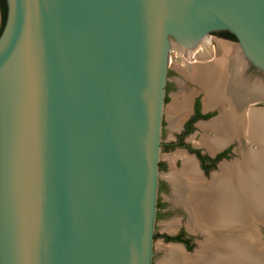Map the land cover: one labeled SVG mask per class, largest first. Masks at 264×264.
Instances as JSON below:
<instances>
[{
  "label": "water",
  "instance_id": "obj_1",
  "mask_svg": "<svg viewBox=\"0 0 264 264\" xmlns=\"http://www.w3.org/2000/svg\"><path fill=\"white\" fill-rule=\"evenodd\" d=\"M6 4L0 264H152L170 47L228 29L264 70V0Z\"/></svg>",
  "mask_w": 264,
  "mask_h": 264
},
{
  "label": "flooded vegetation",
  "instance_id": "obj_2",
  "mask_svg": "<svg viewBox=\"0 0 264 264\" xmlns=\"http://www.w3.org/2000/svg\"><path fill=\"white\" fill-rule=\"evenodd\" d=\"M209 37L211 41L218 39L216 43L222 41L232 45L233 50L224 54V51L216 47L215 56L207 59L214 60L213 64L204 68L196 67L198 70L196 73H193L194 67L188 72L179 71L178 76L172 77L171 71L174 66H169L167 72L165 94L167 106L164 123L168 122L167 128L175 135V139L164 140L163 146L164 148L175 145L182 147V150L177 152H180V159L182 157L180 167L183 161V168L177 170L172 167L171 179L169 180L168 176L167 182L161 180L159 186L164 188L169 185L173 190L171 184L174 185L176 191H174V200L173 198L167 200L177 203L184 210L187 223L183 222L177 230L171 232L156 230L154 238L159 236L162 244L165 245L164 249L163 245H160L161 250H164L162 258L165 257L161 264H197L209 254L204 251L206 242L218 244L223 240L229 244L228 248L227 244L225 245L228 250L233 243L245 247L243 253L241 248L237 251L235 264H264V200L260 206V213H252L253 209H257V203L242 201L241 204L230 205V208L234 207L235 210L233 218L229 215L231 220L225 221L226 223H212L209 220L215 214L210 202L216 197H212L211 190L206 189L213 177L220 174L224 167L230 172L244 171V169L251 171L249 176L252 177L253 174L264 171V162L259 157L254 158L252 154L261 148L260 143L252 140L247 126L248 115L252 111H264V101L258 103L262 105L260 108L249 111L247 108L248 100L256 99V96L264 98V85L256 83L248 85L238 74L256 72L259 76H264V70L252 63L243 65L238 62V57L235 56L237 38L228 29L213 30L209 33ZM198 49L200 51L201 47ZM238 64L241 68L236 67ZM167 128L164 127L163 131ZM194 130H196V140L191 144L185 140V137ZM218 136L224 137L225 141L214 146L215 144L210 140ZM185 156L191 157L195 163L197 178L191 177L193 176L191 172L185 170L187 165ZM165 164V161L159 162L160 167ZM178 176L179 178H175ZM231 176L233 183L239 181L237 177H233V174ZM189 194L198 196L192 198ZM165 205L167 206L168 202L159 196L157 216L165 214L162 212ZM166 227L173 230L174 223L169 222ZM178 234L181 235V239L173 238Z\"/></svg>",
  "mask_w": 264,
  "mask_h": 264
},
{
  "label": "bare ground",
  "instance_id": "obj_3",
  "mask_svg": "<svg viewBox=\"0 0 264 264\" xmlns=\"http://www.w3.org/2000/svg\"><path fill=\"white\" fill-rule=\"evenodd\" d=\"M210 42H211V39L206 37L205 41L201 42V44L206 46V44ZM216 47H218L219 50L224 51V54L226 52H230L233 50L232 45L226 42H222V41H218L216 43ZM221 58L223 59V57H220V59ZM196 67L202 68V66L191 67V68H194L193 73H196L198 71ZM248 124L249 125L247 126L249 130L248 129L247 130L250 132L249 136L252 138L253 141L260 143V146H261V148L258 149V151L253 152L252 154L254 158L259 157V159L262 162H264V111H261V110L252 111L248 115ZM224 141H225V138L222 136L220 137L218 136L215 139L210 140V142L215 144L214 146L220 145ZM184 159H185V164H187L185 165L187 167V168L185 167V170L186 171L189 170L191 172V175H193L191 177L197 178L195 176L197 175V173H195V167H194L195 163H193V160L191 159V157L185 156ZM236 172L234 171L230 172L227 167H224L223 171L220 174L214 176L211 182L209 183V185L206 186V189L211 190V192L213 193L212 197L213 196L216 197L215 199L212 198V201L210 202L213 208V213L215 215L211 218V220H209V222L211 221L212 223H218V222H225L227 220H231L230 216H232L233 218V213H235V210H234V207L230 208V205L235 204V203H236L235 205H237L238 203L241 204L242 201H249V202L254 201L255 203H257V209H253L252 210L253 212L252 211L251 212L260 213L259 212L260 206L262 204V201L264 200L263 199L264 197V171L261 173L258 172V173L253 174L254 175L253 177L249 176L251 175L250 173L251 171H245V169L244 171L242 170V171H236ZM230 173L233 174L234 178L237 177L239 181L233 183L231 179L232 174L228 175ZM189 175L190 174H188V176ZM175 178H179V176ZM171 185L173 189H175L174 185L173 184ZM193 196L195 197L198 195H193ZM204 220L206 221V219ZM199 221H202V220H199ZM210 224L211 223H209V225ZM226 244L227 243L225 242V240L219 241L218 244L212 243L211 241L206 242L205 244L206 246H204V249H205L204 251L205 252L207 251L209 254L206 255L205 259L200 260L197 264H226V262H229L228 264H235L237 251L240 250L241 248L242 253H243V248L245 247L242 248L241 247L242 245L238 246L237 243H233L230 246V249L228 250L227 248L229 244H227V248H225ZM230 261H232L233 263H231Z\"/></svg>",
  "mask_w": 264,
  "mask_h": 264
},
{
  "label": "rangeland",
  "instance_id": "obj_4",
  "mask_svg": "<svg viewBox=\"0 0 264 264\" xmlns=\"http://www.w3.org/2000/svg\"><path fill=\"white\" fill-rule=\"evenodd\" d=\"M216 41H211L209 44L207 43L206 46H204L203 44H201V42H199L191 50V58L187 57V54H186V52L183 51V48L179 47L178 45H174V44L171 45L170 50H169V57H170L169 66H174L172 71H171L172 77L178 76L177 72H179V71L182 72V70L184 72H188L189 68H188L187 64L185 63L184 58H186L189 62H195L197 60L204 61V60H207L209 58L214 57L216 54L215 53ZM200 47H201L200 52L207 53V55L206 54L204 56L194 55V52ZM197 51L199 52V50H197ZM236 67L241 68V65L238 64ZM250 68L251 67H248V69H250ZM238 74L243 78L244 81H246L248 83V85H250L252 83H254V84L256 83L258 85H264V76H259V73L247 72L246 74H244L242 72V73H238ZM259 102H261V101L256 102V101H254V99L248 100V103H247L248 111L250 109L260 108V106H262V105H259L258 104ZM166 106H167V103L165 102V108H166ZM263 107H264V105H263ZM164 116H165V111L163 113V119H162L159 162L165 161L166 164L164 166H161V167L159 166V183L161 182V180L164 182L165 181L167 182L168 176H169V180L171 179L170 173L172 171V167L176 168L177 170H181L183 168V161H182V166L180 167V162H181L182 157L180 159V157H179L180 152H177L179 150H182V147L175 145V146H172L170 148H164V146H163L164 140L175 139V135L171 134V132L167 128L168 122L166 124L164 123ZM164 127L167 128L166 131H163ZM195 132H196V130L187 134V136L185 137V140L187 142L193 144L196 140ZM174 173H176V172H174ZM174 191H175V189L171 190L169 185H166L164 188H160V186H158V197L160 196L164 200L166 199V201L168 202V205L167 206L165 205V209H162V212H165V214L157 216V213H156L155 231L156 230L157 231L168 230L171 232V231L177 230L178 226L180 224H182L183 222L187 223V220H186L187 218H186V214H185L184 210L181 207H179V205L177 203H175L173 201L170 202L167 200V198L168 199L171 198L170 200H172V198H173V200H174V195L176 192V191L175 192ZM173 192H174V194H173ZM195 192H197V191L195 190ZM191 194H189V195L193 198V195H191ZM188 200H189V198H188ZM169 222L174 223L173 230L168 229L166 227L167 223H169ZM160 245L161 246L163 245V249H164L165 245L162 244L161 238L158 236V237L154 238V240H153V260H152V262L154 264H157V263L161 264L162 260H164V258H165V257L162 258L163 254H164V250H161Z\"/></svg>",
  "mask_w": 264,
  "mask_h": 264
},
{
  "label": "trees",
  "instance_id": "obj_5",
  "mask_svg": "<svg viewBox=\"0 0 264 264\" xmlns=\"http://www.w3.org/2000/svg\"><path fill=\"white\" fill-rule=\"evenodd\" d=\"M0 11H1V23H0V32L5 22L6 12H7V4L6 0H0ZM192 149V148H191ZM168 238H171L172 236H166ZM173 238L175 239H181V235H176Z\"/></svg>",
  "mask_w": 264,
  "mask_h": 264
},
{
  "label": "crops",
  "instance_id": "obj_6",
  "mask_svg": "<svg viewBox=\"0 0 264 264\" xmlns=\"http://www.w3.org/2000/svg\"><path fill=\"white\" fill-rule=\"evenodd\" d=\"M0 23H1V11H0Z\"/></svg>",
  "mask_w": 264,
  "mask_h": 264
}]
</instances>
